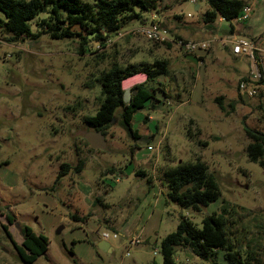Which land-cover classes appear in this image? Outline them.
I'll return each mask as SVG.
<instances>
[{
    "label": "rangeland",
    "instance_id": "rangeland-1",
    "mask_svg": "<svg viewBox=\"0 0 264 264\" xmlns=\"http://www.w3.org/2000/svg\"><path fill=\"white\" fill-rule=\"evenodd\" d=\"M151 1L154 6L105 48L91 44L98 53L117 52L123 64L169 63L168 75L160 78L167 96L156 91L153 107L133 116L140 138L127 133L117 114L105 130L104 149L85 141L84 134L95 129L83 118L94 115L102 100L100 83L90 82L109 57L98 61L89 51L80 54L78 41L43 33L12 41L0 27V264H23L3 225L18 245L23 225L46 237L45 254L32 264H162L154 250L181 216L201 227L203 217L222 207L235 243L259 257L264 253V167L248 159L243 130L264 132V90L242 100L236 90L248 60L234 58L217 41L191 56L136 31L152 14L170 35L184 40L222 37L232 24L239 26L235 35L256 41L264 30V0H243L252 9L246 20L215 21L209 28L202 22L205 0ZM47 9L29 22L32 33ZM260 46L264 49V40ZM144 78L136 74L122 81L124 101ZM81 159L80 171L70 169L58 178L61 164L74 167ZM197 159L215 177L218 198L197 211L168 203L163 170ZM8 212L13 223L5 218ZM72 214L84 219L73 221ZM102 232L117 234L107 241L108 252L96 246ZM130 235L142 238L140 246L129 245ZM219 253L215 257L224 262ZM175 257L176 264H211L184 248Z\"/></svg>",
    "mask_w": 264,
    "mask_h": 264
},
{
    "label": "trees",
    "instance_id": "trees-1",
    "mask_svg": "<svg viewBox=\"0 0 264 264\" xmlns=\"http://www.w3.org/2000/svg\"><path fill=\"white\" fill-rule=\"evenodd\" d=\"M205 2L207 9L203 13L202 22L208 28L218 19L231 21L237 18L245 5L243 0H205ZM153 6L154 1L151 0H92V2L0 0V27L11 34L12 41L24 38L36 39L40 33H43L52 39L66 38L78 41V52L85 54L89 51L95 54L98 61L106 56L109 57L108 66L90 82V85L93 81L100 83L102 100L99 101L96 113L85 116L83 123L90 128L100 130L104 135L106 128L118 114L121 126L130 136L138 139L140 136L132 127L133 116L143 109L153 107L156 91L160 90L164 97L167 96L160 78L168 75L169 63L165 59H154L152 62L123 64L115 55L117 52H113V55L98 53L93 51L91 44L95 42L101 48H105L108 42L129 23L141 19L142 10H148ZM46 8H48L47 16L36 20L38 31L32 33L29 22ZM229 28L232 31L233 25L230 24ZM174 39L184 40L178 36H174ZM163 45L172 46L170 42H165ZM136 74L144 75L145 79L130 89V95L127 101H124L122 81ZM242 78H246V74ZM238 96L242 100L239 94ZM216 101L221 103L219 98ZM243 130L249 139L246 146L248 159L264 167V132L248 126H244ZM205 144L203 142V145ZM83 161L79 160L74 167L68 163L61 164L58 178L70 169L80 171ZM162 176L167 185L166 201L181 209L197 211L219 196L215 177L208 172L206 164L200 159L169 166L163 170ZM226 213L225 207H222L221 213L206 215L201 221V227H197L187 217L181 216L175 230L165 235L159 243L162 264H176L175 254L179 248L187 249L199 259L210 261L211 264H264V253L259 257L254 251L249 250L248 246L242 247L232 239L227 229ZM5 218L8 223L14 221L9 212L5 214ZM69 218L73 221L84 219L79 218L77 214H72ZM3 229L23 264H32L45 254L46 237L35 233L29 226L23 225L21 228L23 239L20 245L12 240L6 225H3ZM220 251L224 262L215 257Z\"/></svg>",
    "mask_w": 264,
    "mask_h": 264
},
{
    "label": "built area",
    "instance_id": "built-area-1",
    "mask_svg": "<svg viewBox=\"0 0 264 264\" xmlns=\"http://www.w3.org/2000/svg\"><path fill=\"white\" fill-rule=\"evenodd\" d=\"M195 3V0H190ZM252 9L248 4H245L236 21L246 20ZM136 31L140 33L146 40L152 41L158 44L170 42L178 46L183 53L189 55H196L201 51H206L214 41L220 42V45L227 47L230 54L235 58H246L248 60V71L246 78H240L237 82V93L243 98L253 97L256 93L264 90V49L261 48L260 42L264 40V31L256 41H249L241 36L230 34L228 36L214 37L212 39L205 40H181L174 39L168 33V30L163 28L159 21L151 14L150 23L148 25H141L136 28ZM121 31L117 33V37L121 36ZM110 41L108 42V44ZM100 47V46H99ZM116 238L117 234H109L108 232H102L100 234L101 240L108 241L110 238ZM138 237L129 239V245H138ZM159 251L154 250V254Z\"/></svg>",
    "mask_w": 264,
    "mask_h": 264
},
{
    "label": "water",
    "instance_id": "water-1",
    "mask_svg": "<svg viewBox=\"0 0 264 264\" xmlns=\"http://www.w3.org/2000/svg\"><path fill=\"white\" fill-rule=\"evenodd\" d=\"M198 6H195V9H197ZM84 139L85 141L90 145L91 148L93 149H104L106 147V141H105V137L104 135L101 133L100 130H92V131H88L84 134ZM62 229V226H60L57 229V233L60 232V230ZM108 242L105 240H100L97 243V248L99 250L102 251H110L108 247Z\"/></svg>",
    "mask_w": 264,
    "mask_h": 264
},
{
    "label": "crops",
    "instance_id": "crops-1",
    "mask_svg": "<svg viewBox=\"0 0 264 264\" xmlns=\"http://www.w3.org/2000/svg\"><path fill=\"white\" fill-rule=\"evenodd\" d=\"M246 4V3H245ZM197 6V5H196ZM217 21H223L222 19H218ZM221 30H223V29H221ZM239 30V26H235V25H233V29H232V31H230V28H228L227 30L226 29H224L223 31H226V32H229V33H227L226 35H224V36H228V35H230V34H236L237 33V31ZM264 31V30H263ZM172 36V35H171ZM237 36H239V35H237ZM174 37V36H173ZM228 51H229V49H228ZM230 53V52H229ZM192 56V55H191ZM235 58V57H234ZM236 59H238V58H236ZM247 74V73H246ZM142 75V74H141ZM145 79V78H144ZM133 237H136V236H129V239H131V238H133ZM138 245H136V246H140V243H141V241H142V238L141 237H138ZM107 248H109V245H108V247ZM110 249V248H109ZM189 251V250H188Z\"/></svg>",
    "mask_w": 264,
    "mask_h": 264
}]
</instances>
